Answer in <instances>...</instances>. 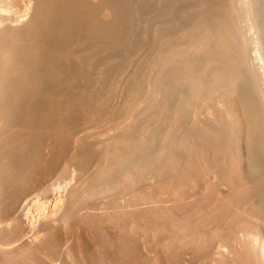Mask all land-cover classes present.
Returning <instances> with one entry per match:
<instances>
[{
    "label": "bare ground",
    "instance_id": "bare-ground-1",
    "mask_svg": "<svg viewBox=\"0 0 264 264\" xmlns=\"http://www.w3.org/2000/svg\"><path fill=\"white\" fill-rule=\"evenodd\" d=\"M21 1L0 0V264H264V0H37L17 27ZM149 181L187 194L185 226ZM170 215L203 228L177 242Z\"/></svg>",
    "mask_w": 264,
    "mask_h": 264
},
{
    "label": "rangeland",
    "instance_id": "rangeland-1",
    "mask_svg": "<svg viewBox=\"0 0 264 264\" xmlns=\"http://www.w3.org/2000/svg\"><path fill=\"white\" fill-rule=\"evenodd\" d=\"M36 4H37V0H23V1H21V3H20V7L22 8V9H27V14L18 22V23H16L15 24V26H17V27H22V26H24L25 24H27V22L29 21V19L32 17V15L35 13V10H36ZM131 4H132V6L134 7V8H136V5H137V1L136 0H131ZM153 12H151V13H149V14H147V16H150L151 14H152ZM28 16V17H27ZM20 23V24H19ZM139 25V28L140 29H142V25H141V23L140 24H138ZM263 31V30H262ZM260 36H261V40L259 41L261 44H262V48H263V50H264V33H261L260 34ZM114 55L112 56V58L113 57H115L116 55H119V53H117V52H115V53H113ZM126 72L125 73H123L122 75H120V78H119V84H118V86H117V92H118V94H120V92H122V85H123V83H125V81H126V78H127V75L128 74H131V73H137V72H140L141 70H142V67L143 66H145L144 65V53L142 52V51H136V52H134V53H132V57L126 62ZM95 76L97 77L98 76V74L96 73L95 74ZM121 95H122V93H121ZM120 99H121V97H117L116 98V102H120ZM203 107L204 108H206L207 109V102L203 105ZM202 118L203 119H205V120H207V113H205V114H203L202 115ZM202 176V178L200 177L199 178V180H196V181H190V183L192 184H190L189 183V185L191 186V187H189L188 188V191L187 192H189L190 193V196L189 197H186L187 196V194L185 195V196H182L181 195V193H180V195H181V197H179V196H177V197H179L178 198V200H177V198H176V196L175 195H178V190H171V194L169 193V195H167L168 193H167V191L168 192H170L169 190H167V188H165V190H162L161 192V194H160V190L161 189H159V188H157V187H155V186H153L152 184H154V183H150V182H152V181H149V183L151 184H148V186H147V192L148 193H153L154 194V198L155 199H157V197H158V202H159V204L160 205H158V206H160L161 208L163 207L164 209H166L167 210V212H172V214H173V211H174V209L176 210L175 211V214L177 215V217H176V219L177 220H179V219H182V218H184L183 217V215L180 213V211L178 212L177 211V206H180L181 204H183V202H185V200H186V203L187 202H194V201H196L197 199H203V201H202V207L204 208H206L207 209V173L204 175H201ZM153 186V187H152ZM224 190H228L227 188L225 189V188H223ZM157 192H158V194H157ZM163 192H166V193H163ZM175 192V193H174ZM192 192H194V193H192ZM165 194V195H164ZM161 195V196H160ZM163 195V196H162ZM189 195V194H188ZM192 195H194V196H192ZM156 196V197H155ZM186 197V199L184 200V198ZM70 198V194L69 193H66V195H65V200H67V199H69ZM162 198V199H161ZM163 198H164V201H163ZM167 198H169V199H167L168 200V202H167V200L166 199ZM174 199H176V204H177V206H176V204L174 203ZM182 199V200H181ZM160 200H161V202H160ZM165 200H166V202H165ZM174 200V201H173ZM181 200V201H180ZM162 203V204H161ZM164 203V204H163ZM181 203V204H180ZM153 205H156V204H153ZM162 205V206H161ZM175 206V207H174ZM170 209V211H168L169 209ZM204 208V209H205ZM163 209V210H164ZM172 209H173V211H172ZM165 211V210H164ZM177 212V213H176ZM203 211L202 210H200V211H197V213L195 214V216H200V214L202 213ZM171 214V213H170ZM171 214V215H172ZM171 215H170V217H171ZM175 215V216H176ZM163 216V215H162ZM161 216V217H162ZM169 217V216H168ZM162 219V222L165 220H168V223L167 224H171L170 222H172L173 220H175V222H174V224H171V225H168V227H169V229H166V231H163V233L164 234H166V236H168L169 235V237H172L173 239H175L177 242H178V238L180 239V238H182L183 236H185V235H188V234H191V235H195V233L197 232V229L199 230V228H201L203 225L201 224L202 223V221L200 220V221H198L197 223L198 224H201L200 225V227H199V225H197L196 224V222H194V220H193V222L191 223V222H189L188 223V226H186L185 228H182V229H179L178 227H174L175 226V224H181L180 222H182V224L185 226V223L187 224V221H185V220H179V221H177L176 219H175V217H173V219H172V217H171V219L169 218H164V217H162V218H160V220ZM159 220V221H160ZM199 220V219H198ZM184 221H185V223H184ZM47 222V220H41L40 222H39V225H43L44 223H46ZM48 222H53L51 219H49L48 220ZM161 222V221H160ZM161 222V223H162ZM164 223V222H163ZM166 223V222H165ZM173 223V222H172ZM181 224V225H182ZM194 224V225H193ZM191 226V227H190ZM197 226V227H196ZM167 227V228H168ZM152 228H155V227H152ZM151 228V230L149 231V233H152L151 235H150V237L148 238V240H149V242L150 243H148V247L154 242V240H155V238L156 237H154V233H155V231L156 230H153ZM203 228V227H202ZM163 230V229H162ZM165 230V229H164ZM194 230H196V231H194ZM194 232V233H193ZM153 235V236H152ZM152 236V237H151ZM169 237H168V239H169ZM171 239V238H170ZM157 240V239H156ZM155 243V242H154ZM163 247L165 246V245H162ZM150 248V247H149ZM166 250L168 249V248H166V247H164ZM160 252H161V254L163 255V256H166V251H165V249H162L161 247H160ZM145 255H146V257L148 258V260L149 261H151L152 263L154 262V263H156L157 261V255H156V252H154V251H148L147 252V250H145ZM50 264H55V263H50ZM57 264V263H56ZM213 264H219V263H213Z\"/></svg>",
    "mask_w": 264,
    "mask_h": 264
}]
</instances>
